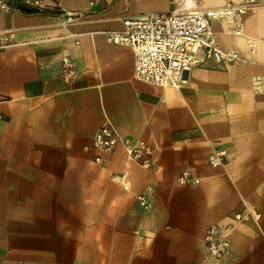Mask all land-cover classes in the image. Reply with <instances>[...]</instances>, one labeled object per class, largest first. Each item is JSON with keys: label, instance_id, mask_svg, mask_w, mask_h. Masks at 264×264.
<instances>
[{"label": "crops", "instance_id": "crops-1", "mask_svg": "<svg viewBox=\"0 0 264 264\" xmlns=\"http://www.w3.org/2000/svg\"><path fill=\"white\" fill-rule=\"evenodd\" d=\"M244 1L0 7V31L16 37L0 49V264L198 263L214 223L233 226L232 245L209 264H264V4L249 7L243 35L228 19L213 22L216 41L243 59H209L179 87L136 79L133 48L109 39L129 17ZM248 37L260 39L256 49ZM65 56L76 63L69 80ZM107 121L150 143L151 164L123 143L96 149ZM223 149L224 163L213 165L211 153ZM185 169L200 182L181 183ZM240 208L260 215L235 221Z\"/></svg>", "mask_w": 264, "mask_h": 264}, {"label": "built area", "instance_id": "built-area-1", "mask_svg": "<svg viewBox=\"0 0 264 264\" xmlns=\"http://www.w3.org/2000/svg\"><path fill=\"white\" fill-rule=\"evenodd\" d=\"M20 2L35 7L41 6L42 0H0V7L7 10L16 8ZM261 0H245L242 3L230 2L224 6L201 8L184 4L172 11L152 12L125 20L122 30L109 32V39L133 48L136 57L135 77L151 84L181 86L185 81L186 71L202 65L209 59L236 62L243 59L238 50L229 49L219 44L212 34L213 22L217 19H228L234 23V32L246 33V13L252 5H262ZM264 40V37L262 38ZM260 39L248 37V44L256 49ZM16 43L14 31H0V49ZM203 50V51H202ZM65 79L69 80L76 73L75 61L65 56L63 59ZM264 88V75L260 77ZM5 99L0 95V102ZM1 117V115H0ZM123 143L129 156L144 166L151 164L153 146L144 139H134L121 135L112 121H107L95 133L93 145L98 150L109 151ZM2 151V134L0 133V152ZM225 149L214 151L210 155L213 165L225 161ZM96 160H103L101 155ZM178 179L183 184L200 182L190 169L183 170ZM142 204L149 206L148 193L139 195ZM259 216L255 209H236L235 221L250 215ZM233 226L219 223L211 224L206 233L207 258L203 262L191 264H209L212 259H221L232 245L230 232ZM13 264V263H9Z\"/></svg>", "mask_w": 264, "mask_h": 264}]
</instances>
